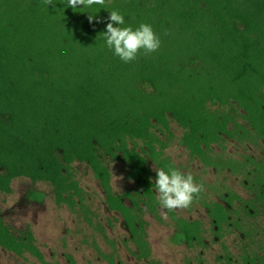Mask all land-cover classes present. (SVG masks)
<instances>
[{
    "label": "trees",
    "instance_id": "obj_1",
    "mask_svg": "<svg viewBox=\"0 0 264 264\" xmlns=\"http://www.w3.org/2000/svg\"><path fill=\"white\" fill-rule=\"evenodd\" d=\"M53 3L0 0V193L11 194L19 178L49 184L58 206L100 231L74 167L84 163L107 208L123 219L133 256L161 264L151 259L142 208L154 213L159 205L146 158L158 162L155 143L163 142L156 130L166 136L169 121L177 123L183 143L201 159V145L231 137L229 123L237 118L245 121L238 123L242 135L264 139V0H111L85 10ZM112 10L125 17L121 27L151 25L159 51L121 61L102 36ZM89 13L98 22L90 23ZM109 157L136 172L131 206L124 202L129 194L113 189ZM242 165L255 198H237V207L229 191L222 197L230 207L207 203L202 194L195 202L210 210L219 231L235 232L240 241V257L224 246L222 264H264V165L250 157ZM1 214L0 207V247L49 264L30 228L15 233ZM168 214L189 245H204L201 221ZM96 248L109 264H125L117 251Z\"/></svg>",
    "mask_w": 264,
    "mask_h": 264
},
{
    "label": "rangeland",
    "instance_id": "obj_2",
    "mask_svg": "<svg viewBox=\"0 0 264 264\" xmlns=\"http://www.w3.org/2000/svg\"><path fill=\"white\" fill-rule=\"evenodd\" d=\"M216 109V107H212ZM176 131V130H175ZM255 144V145H254ZM252 146L236 148L229 143L228 153H239L253 156L256 161H264V142H255ZM170 156L180 163L185 174L191 173L196 183L204 185L202 199H214L222 190L220 185L242 193V179H235L230 174L216 175L204 170L188 153L179 147L169 149ZM112 172V186L124 197L127 206L132 205L136 197L137 175L129 170L121 161L107 159ZM77 179L87 197V206L92 212L93 219L100 223L102 230L92 227L84 219L83 214L72 213L67 206H58L55 202L53 189L49 184L33 183L30 179L19 178L12 183V193H0L1 217L15 233L30 228L37 246L42 251L45 261L49 264H109L102 257L96 246L104 254L117 251V258L125 264H147V260L139 261L132 254L133 244L130 242L128 229L116 212H111L106 204L103 191L98 179L88 165L76 162ZM224 191V190H223ZM207 197V198H206ZM144 209L143 219L147 223V239L151 246L154 262L161 264H222L225 257L224 246L229 252L240 257L242 248L236 233H224L218 238L211 230L206 210L200 204L190 210H176L179 217L200 220L205 228L203 246H191L174 226L167 213V219L162 216L160 206L154 213ZM166 211V210H165ZM0 264H42L37 259L26 255L17 256L0 247Z\"/></svg>",
    "mask_w": 264,
    "mask_h": 264
},
{
    "label": "clouds",
    "instance_id": "obj_3",
    "mask_svg": "<svg viewBox=\"0 0 264 264\" xmlns=\"http://www.w3.org/2000/svg\"><path fill=\"white\" fill-rule=\"evenodd\" d=\"M111 0H67L66 5L76 10L78 6L91 9L93 6L106 8ZM45 6L54 5L53 0H43ZM90 23L98 22L95 15L89 13ZM106 31L102 34L108 49L124 63H131L143 52L148 56L159 51L162 46L160 37L151 25L141 23L139 27H121L125 25V17L118 11H110ZM117 25V26H114ZM154 181L157 193L156 199L162 210V216L167 219V212L188 209L198 200L204 191L203 184L196 183L191 173H183L173 165H168L167 171L163 168H154ZM166 210V211H165Z\"/></svg>",
    "mask_w": 264,
    "mask_h": 264
},
{
    "label": "flooded vegetation",
    "instance_id": "obj_4",
    "mask_svg": "<svg viewBox=\"0 0 264 264\" xmlns=\"http://www.w3.org/2000/svg\"><path fill=\"white\" fill-rule=\"evenodd\" d=\"M236 122L237 123H233V122L229 123V130L231 131L232 136L228 137V136L222 135L223 140L221 141V144L211 143L209 149L206 147L205 144L201 145V147L203 149L202 153H201L202 156L204 157L203 158L204 160H203L197 154H193L192 151L187 148L186 144L183 143V141H182V135L183 134H182L181 127L177 123L169 121V129L171 130L172 134L166 133V136H165L160 132V130H156V133L161 136L163 143L162 144L155 143L157 152L159 153L158 157H157L158 162H155V160L146 156V158L148 159V163H149L150 168L152 170L154 168H163L162 166L159 165L160 163L167 168L168 165L171 164L174 167L178 168L183 173H185V171L181 168L180 163H177L170 156V153H169V149L171 147L178 145L179 147H181L182 149H184L188 153V155L192 161L197 162L204 170L210 171V172L212 171L216 175L228 173L237 180L240 178L242 179V182H243L242 193L239 191L240 188L238 190H234V189H229L228 187H224L223 185H220L221 188H219V189L220 190L223 189L224 191L222 190V193L219 196L215 195L214 199H210L207 197H206L207 199H204L207 203H218V204L224 205L226 207L227 206L230 207L229 201L225 200L222 197V195H225L226 197L229 196L228 192L230 191L233 194V196L236 197L233 200V203L235 204V206L239 207L240 201H238L237 198L241 197L244 200H251L252 198L256 197V194L251 193L250 190L244 186V184H246V181L243 179V176L240 175L241 174L240 170L242 169L241 165L244 162V158L250 157L254 160H256V159L250 155H244V156L240 157L239 153L229 154L227 152L228 151L227 145L229 143H232V144H234V146L236 148L244 147V146L248 147V146H252L255 142H258V141L264 142V139H259V140L255 139L253 137V136H255L254 134H252L251 136L242 135L241 131L239 130L238 123L239 124L240 123L245 124V121L237 118ZM163 130H165V129H163ZM138 151L141 153L140 149H138ZM111 159H113V158H111ZM246 161H247V159H246ZM121 163H123L125 166H127L130 171L135 172V170H133L127 162L121 161ZM262 164L264 165V161H262ZM242 167H243V165H242ZM248 168H253V167H252V165L250 166V164H249ZM153 180L155 181V179H153ZM198 184H202V183H198ZM138 186H139V181H137V187ZM155 192H156V190H155ZM197 204H200L201 207H203L206 210V213H207L209 222L211 224V227H213L212 232L215 235H217L218 238H220L222 235H224V233H227L224 231H219L218 227L213 225V222H212L211 218L209 217L210 210L207 209L206 207H204L202 202H194L192 204V206L188 209L190 210L191 208H193L194 205H197ZM230 209H233V208H230ZM251 213H252V211H251ZM181 218H183V217H181ZM259 218L260 219H258L256 221L261 222V220H263V219H262V217H259ZM183 219H186V218H183ZM186 220L195 221V219H186ZM205 230H206V228H205ZM206 232L204 233V235L206 234ZM232 233H235V232H232Z\"/></svg>",
    "mask_w": 264,
    "mask_h": 264
}]
</instances>
